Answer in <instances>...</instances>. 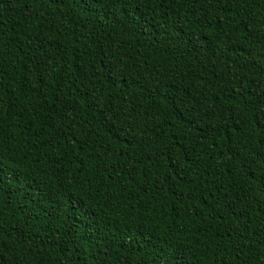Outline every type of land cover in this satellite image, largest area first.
Masks as SVG:
<instances>
[{
	"label": "trees",
	"instance_id": "obj_1",
	"mask_svg": "<svg viewBox=\"0 0 264 264\" xmlns=\"http://www.w3.org/2000/svg\"><path fill=\"white\" fill-rule=\"evenodd\" d=\"M0 264H264V0H0Z\"/></svg>",
	"mask_w": 264,
	"mask_h": 264
}]
</instances>
